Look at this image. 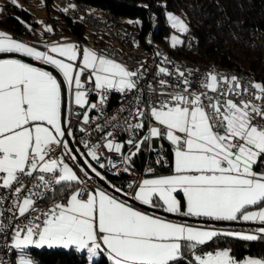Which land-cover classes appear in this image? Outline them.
Segmentation results:
<instances>
[{"label":"snow or ice","instance_id":"6c2138e0","mask_svg":"<svg viewBox=\"0 0 264 264\" xmlns=\"http://www.w3.org/2000/svg\"><path fill=\"white\" fill-rule=\"evenodd\" d=\"M10 2L19 7L18 0ZM167 19L173 29L189 31L179 16L169 13ZM25 26L31 30L30 25ZM171 40L173 47L183 43L176 36ZM0 54H19L51 65L74 92L75 105L81 109L87 106L101 115L110 93H137L136 104L146 107L134 109L138 122L124 129L130 133L126 142L116 139L118 125L106 130L115 116L104 125L96 124L93 131L103 133L98 142L81 139L87 157L99 169H116L114 175L132 174L133 158L142 145L156 151L153 138L167 140L174 152L173 175L129 182L126 187L131 191L112 184L85 160L95 177L115 194L99 187L90 191L87 181L65 162V157L73 162L77 158L65 138L72 137L73 132L65 126L64 83L51 71L23 59H0V245L15 256L9 264H38L31 249L44 246L86 251L91 264L102 245L111 264H264V257L237 259L230 248L202 250L221 236L264 239V226L252 234L210 225L193 227L147 214L116 195L169 214L264 225V82L242 85L237 76L216 72L197 77L199 87L219 93L211 96L207 91L191 90L195 81L190 77L195 73L188 70L186 76L177 66L175 75L183 90L168 92L166 89L173 85L161 79L159 95L164 98L153 102L151 95L145 100L139 95V82L146 75L143 64L131 69L103 52L81 49L74 43L53 44L48 51H38L5 31H0ZM156 74L174 75L165 67H159ZM149 89L156 92L151 85ZM90 93L98 100L90 102ZM82 120L84 125L93 120L88 110ZM153 121L156 126L136 139L135 133ZM79 130L91 134L84 127ZM125 144L127 152L122 151ZM101 147L116 158L102 161ZM77 167L84 177L92 179L83 167ZM181 194L182 199H178ZM43 203H48L46 210L40 207ZM253 206L259 210L250 211ZM0 264H4L3 256Z\"/></svg>","mask_w":264,"mask_h":264},{"label":"trees","instance_id":"16d2710c","mask_svg":"<svg viewBox=\"0 0 264 264\" xmlns=\"http://www.w3.org/2000/svg\"><path fill=\"white\" fill-rule=\"evenodd\" d=\"M100 6L116 17H123V22L140 31V40L144 43L154 33L157 43H164L168 34L166 10L182 11L189 23V33H193L199 52L181 51L185 56L202 63H213L222 69H233L252 76L256 82H264V0H82ZM55 0H45L43 6L48 12V20L54 28V34L66 32L88 40V36H97L89 32L86 25L74 20L65 13V8L58 6ZM62 5V4H61ZM0 26L18 34L30 35L37 30L39 23L33 20V14L25 7L14 6L10 0L2 4ZM55 13V14H54ZM23 21L24 23H21ZM131 21V23H130ZM25 25H30L31 30ZM101 38V37H100ZM104 42V39H97ZM101 40V41H100ZM73 134L75 128L71 129ZM163 147L170 151L165 141ZM158 149L148 150L142 145L141 152L133 158L134 166L142 169L151 164L159 171H168L169 166L157 164ZM259 170V169H257ZM109 180L124 190L129 183L124 176L108 175ZM216 248H230L237 259L246 256L264 257V239L245 241L221 236L214 242L202 246L203 251ZM31 254L38 264H86L85 253L74 248L44 247L32 248ZM92 264H111L103 254Z\"/></svg>","mask_w":264,"mask_h":264},{"label":"built area","instance_id":"2783aa9c","mask_svg":"<svg viewBox=\"0 0 264 264\" xmlns=\"http://www.w3.org/2000/svg\"><path fill=\"white\" fill-rule=\"evenodd\" d=\"M58 3L65 5V11L66 14H68L70 17H72L74 20L80 21L82 23H89V29L91 31H95L97 34L101 36V39H104V42H102L100 45H93L90 44L87 40L84 38H80L78 36H74L69 33H58L54 35L53 37H50L49 41H60L63 37L67 36L71 40H73L77 45H79L82 48H84L85 44L89 45L91 49L96 50L97 52H103L110 56V58H113L117 60L120 63L126 64L129 68L135 69L139 67L141 64L144 65V68L146 69V75L144 78H142L139 82V86L142 89V92L139 93L141 100H145L149 97V95L152 96L153 102L163 99L164 97L160 96L159 93L161 91L160 85L158 83L161 79H167L169 80V83L173 85V87H169L166 89L168 92H180L183 90V85L177 82V77L175 75L177 66L181 71H185V75H188V70H191L193 73H195V76L190 77V79L194 80L195 83L193 85V88L191 90L197 91V92H205L207 91L208 95L211 96H217L219 93H212L210 90L204 89L202 87H199V81L197 80V77L203 78L207 73L210 72H216L218 73L214 68L213 64L210 63L209 68H200L198 66L194 65H186L181 61L180 62H172L167 58V61L164 60L166 56L162 54V52L154 45V42L150 40V48H142V45L140 44V31H133V26L126 25L123 20V17H116L114 13L109 12L108 10L100 7V6H92L89 5L82 0H55ZM75 7H71V6ZM24 39L30 41V42H38L40 41L39 35L36 34H30V35H20ZM113 40H122L125 43V51H116L113 48ZM185 46H188L190 48H193L196 51H199L197 49V44L194 43V37L193 33H188L185 36ZM177 47V46H176ZM159 53V55H157ZM80 61H77V64H79ZM159 67H165L169 70V72L174 73L172 77H166L163 74L157 75ZM224 74V73H221ZM226 75V74H224ZM232 76V75H227ZM236 76V75H235ZM240 78V81L242 85H246L248 81L247 78L237 76ZM149 85H151L152 88L156 89L155 93H151L149 89ZM86 87L90 88L92 87L91 84H86ZM137 95L135 92H129L127 95H121L117 92H112L109 94V102L107 105H105V111L104 114L101 115L96 110H90L89 116L93 118L92 121H90L89 125L83 124V113L87 108L81 109L79 106L75 105L74 103V92H69V109L67 113L66 118V124L67 127L72 129L75 128V133L72 136V139L74 143L80 147L81 154H83V157L85 160L88 161V163H91L93 167H97L98 171H101L106 177L107 180H109L108 175H114L116 169L109 170L106 169H99L98 165L95 161H92L90 157H87V149L84 148L83 144L80 143L81 139H87L90 142H98L100 140V137L103 135V133H97L93 131L96 124L104 125L106 120H109L111 117L115 116L116 118L111 121V124H109L108 128L106 130H111L112 125H118V135L116 137L117 141L120 142H126L130 138V133L127 131H124L125 128H127L130 124H135L138 122V118L135 116L134 109L136 107H146V105H137L135 102L134 97ZM89 98L91 101L98 100V97L95 95V93H90ZM236 100H239L241 97H232ZM243 98H247L246 96ZM123 109V111H120ZM70 121V123H68ZM261 123H264V121H261ZM150 126H156L155 122L145 123V127L142 130H139L135 133L136 139L142 138L144 135L147 134L148 128ZM81 127H84L87 129L90 135H86L84 132H81L79 129ZM158 149V155L159 159L162 157L161 163L165 166H169L171 164V154L170 151L166 150L165 147H159ZM128 146L125 144L124 149L122 151L127 152ZM101 151H103L104 156L101 158L102 161H104L105 157H115L114 153H110L107 151V149H104L101 147ZM61 152L60 149L57 150V155H59ZM65 162L71 164L72 166L76 167L78 170L79 167H82L81 163L76 159L75 162H73L68 157H65ZM120 167H123V165H120ZM149 168H152L153 171L150 173L147 170ZM86 171V170H85ZM158 172L153 165L146 164L142 169H139L134 166V172L132 174L123 173L121 172L119 175L116 176H124L126 178V181L128 182H138L144 178L149 177L151 174ZM81 178L85 179L88 184V188L91 191L93 188H104V187L97 179H95L93 176L89 174L92 179H88L84 177L83 173L80 172ZM111 182V181H110ZM112 183V182H111ZM113 184V183H112ZM109 190V189H108ZM124 191H131V190H124ZM48 203H43L40 205V207L44 210L47 209ZM0 256L4 257V264H9V261H13L15 259V256L12 252H5L2 245H0Z\"/></svg>","mask_w":264,"mask_h":264},{"label":"crops","instance_id":"0c3cea01","mask_svg":"<svg viewBox=\"0 0 264 264\" xmlns=\"http://www.w3.org/2000/svg\"><path fill=\"white\" fill-rule=\"evenodd\" d=\"M55 14V13H54ZM46 27L44 28V31L41 32L39 31V28H37V30L33 31V34H38L39 35V40L38 42H30L26 39H24L23 37H21L20 35L0 26V31H5L9 34H11L13 36V38L21 41V42H24V43H27L29 46H32V47H35L38 51H45V49L48 50V46H51L53 44H58V45H62V44H67V43H74L75 42L73 40H71L70 38H68L67 36L63 37L60 41H49L48 43V40H50V37H53L55 34H54V28L52 27L51 23L49 22L48 19H46ZM51 27L52 28V31H46V28L47 27ZM61 33V31H60ZM53 55H57V54H53ZM7 58H17V57H1L0 59H7ZM59 58V57H58ZM17 59H20V58H17ZM27 62V61H25ZM27 63H30V62H27ZM32 64V63H30ZM33 66L35 67H39V68H42L44 70H47V71H50L44 67H41V66H38V65H35V64H32ZM52 72V71H51ZM53 73V72H52ZM54 74V73H53ZM55 75V74H54ZM58 78V77H57ZM59 80V78H58ZM67 90H68V99H69V92L70 90L68 89L67 87ZM68 109H69V100H68ZM68 109H67V113H68ZM165 141L167 140H159V139H156V138H153L152 141H151V144L154 148H159L160 145H164ZM167 143H169L170 147H171V150H170V154H171V164L169 165V170L168 171H162V172H155L153 174H151L149 177L147 178H153L155 176H168V175H173L174 174V152H173V146L170 144V142L167 141ZM148 146V144H147ZM78 147V146H77ZM79 151H81L80 147H78ZM72 154L74 155V153L72 152ZM72 166V165H71ZM74 168V171H77L78 175L81 177V174H80V171L72 166ZM96 188H93L91 191H94ZM106 191L110 192V193H113L112 191L108 190V189H105ZM120 199H123L120 197ZM178 199H182V194L181 195H178ZM125 200V199H124ZM128 201V200H127ZM128 203L130 204H133L134 207H136L138 210H141V211H144L145 213L147 214H155V215H158L164 219H167L169 221H173V222H177V223H186L188 225H191L193 227H198V228H204V227H207V226H212L213 228H216V229H220V230H223V231H232V230H237L239 232H243V233H246V234H252L254 232L255 229L261 227V226H264V225H260L258 223H255V222H244L242 220H237L239 222H243V223H248L247 225H233L232 227H230L231 225H221V224H216V223H209V222H194V221H190V220H184V219H180V218H176V217H172V216H166V215H163V214H160V213H156V212H153V211H150L148 209H145L139 205H136L130 201H128ZM183 210H186V209H183ZM250 211H258L259 208L256 207V206H253L249 209ZM193 218H196V217H193ZM44 247H47V246H44ZM42 247V248H44ZM54 247H58V246H54ZM49 248V247H48ZM52 248V247H51ZM74 248V247H73ZM75 249V248H74ZM85 253L86 257H87V263L86 264H90L89 260H88V255H87V252H83ZM107 255L106 253V249H105V246L102 245L101 247V253L98 257H100L101 255ZM96 257V258H98ZM96 258H94L93 260H95ZM93 262V261H92ZM91 262V264H92Z\"/></svg>","mask_w":264,"mask_h":264},{"label":"water","instance_id":"95a60500","mask_svg":"<svg viewBox=\"0 0 264 264\" xmlns=\"http://www.w3.org/2000/svg\"><path fill=\"white\" fill-rule=\"evenodd\" d=\"M1 57H17L20 59H23L24 61L30 62L32 64L44 67L50 71H52L58 78L59 80L63 82V77L62 75H60L51 65H46L43 64L40 61H36L33 60L32 58L29 57H21L19 54H0V58ZM64 98H65V104H64V119H65V126L67 127L66 124V118H67V109H68V90H67V85L66 83H64ZM68 142H69V147L72 149V152L74 153V155L76 156V158L78 159V161L81 163L82 167L91 175L93 176L95 179H97L104 187H106L107 189H109L110 191H112L114 193V189H112L107 183H105L104 181L99 180V178L95 177V174L91 172V169L88 168L87 164H85V158L83 157V155L81 154L80 151H77L78 147L77 145L74 143L72 137H68L66 135L65 137ZM115 194V193H114ZM119 195L121 198L128 200L136 205H139L145 209H148L150 211L156 212V213H160L166 216H172V217H176V218H180V219H184V220H190V221H194V222H209V223H216V224H221V225H247L248 223H243V222H239V221H209V220H202L201 218H193V217H184V216H180V215H176V214H169V213H165L163 212L161 209H150L147 206H143L140 205L138 202L136 201H132L129 197L124 196L122 194H116Z\"/></svg>","mask_w":264,"mask_h":264},{"label":"rangeland","instance_id":"374dc122","mask_svg":"<svg viewBox=\"0 0 264 264\" xmlns=\"http://www.w3.org/2000/svg\"><path fill=\"white\" fill-rule=\"evenodd\" d=\"M4 1H5V0H0V9H2V4H3ZM44 1H45V0H18V5L27 8V9L33 14V20H35V21H37V22L39 23L38 28H39V31H41V32L44 31V28H45L46 25H47V23H46V19L48 18V12H47L46 8L43 6ZM57 5L60 6V7H63V6L65 7V5H61L60 3L57 4ZM169 13H172V14H174V15H176V16H179L181 19H183V20L185 21V23H186V24L188 25V27H189V23H188V21H187V19H186V17L184 16V14H183L182 11H180V12H175V11H172V10H166V12H165V16H166V24H167V26H168V30H169V32H168V34L165 36L164 43H162L163 46H165L166 48H168V47L176 48V46H177V47H182V46H184V47L188 48V46H185V45H183V44H185V36H186V34L189 33V31L186 32V33H181V32H179V31H177L176 29H173V28L170 26V23H169V21H168V19H167ZM0 14H1V10H0ZM89 32H93V31H90V30L88 29V33H89ZM61 33L64 34L65 32H61ZM94 33H95V32H94ZM173 36H176V37L178 38V41H183V43H182V44H181V43H177V44L175 45V47H173L172 40H171V37H173ZM68 38H69V37H68ZM93 40L95 41V38H94V37H91V36L89 35L87 41H88L90 44H93ZM75 44H76V43H75ZM84 47H87V48L91 49L90 46L87 45V44H85ZM42 51H43V50H42ZM45 51H48V50L45 49ZM89 100H90V98H89ZM90 102H92V101L90 100ZM86 108H87V106H86ZM87 110H88V113H89L90 109H87ZM68 164H69V163H68ZM69 165L71 166V164H69ZM71 167H72V166H71ZM73 170H74V168H73ZM230 227H232V226H230ZM232 228H233V227H232ZM232 231L239 232V231H237V230H232ZM241 233H243V232H241ZM244 234H246V233H244ZM246 257L258 258V257H255V256H246ZM246 257H245V258H246Z\"/></svg>","mask_w":264,"mask_h":264},{"label":"bare ground","instance_id":"6f19581e","mask_svg":"<svg viewBox=\"0 0 264 264\" xmlns=\"http://www.w3.org/2000/svg\"><path fill=\"white\" fill-rule=\"evenodd\" d=\"M82 24L86 25L87 28L89 29V23H82ZM133 31H135V27L134 26H133ZM93 32H95V31H93ZM94 36H95V41L93 40V45H100L101 42H99V40L97 41V39H101L100 38L101 36L99 34H97V36L96 35H94ZM150 40H152L154 42V45L162 52V54L164 56H166L172 62H180V57H181V61L183 63H185L186 65H194V66H198L200 68H209L210 63H202V62L194 61V60H192L190 58H187L185 56H180L179 55V52H181V51H188L189 50L193 54H196L199 51H196V50H194L193 48H190V47L186 48L184 46L176 47V48H172V47L166 48L165 46H163V44L157 43L155 41L154 33L150 34L148 36L147 40L144 43L140 40V44L142 45V48H150ZM194 43H196L195 40H194ZM113 48L116 51H125V43L122 40H113ZM197 49H198V46H197ZM213 68L218 73H224L226 75L241 76V77L247 78L249 82H256L255 79L252 76H250L248 74H245V73H242V72H238V71L233 70V69H222V68H220L219 66H217L215 64H213Z\"/></svg>","mask_w":264,"mask_h":264}]
</instances>
